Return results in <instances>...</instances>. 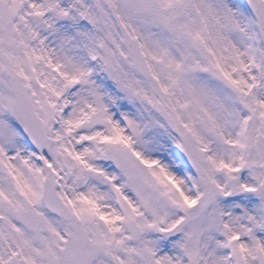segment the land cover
Returning a JSON list of instances; mask_svg holds the SVG:
<instances>
[{
    "label": "snow or ice",
    "instance_id": "obj_1",
    "mask_svg": "<svg viewBox=\"0 0 264 264\" xmlns=\"http://www.w3.org/2000/svg\"><path fill=\"white\" fill-rule=\"evenodd\" d=\"M0 264H264V0H0Z\"/></svg>",
    "mask_w": 264,
    "mask_h": 264
}]
</instances>
